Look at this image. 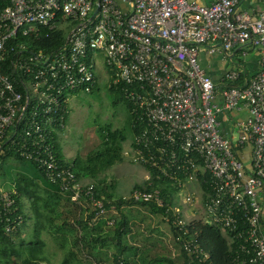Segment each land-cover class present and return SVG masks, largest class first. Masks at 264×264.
Here are the masks:
<instances>
[{"label": "built area", "instance_id": "1", "mask_svg": "<svg viewBox=\"0 0 264 264\" xmlns=\"http://www.w3.org/2000/svg\"><path fill=\"white\" fill-rule=\"evenodd\" d=\"M243 1L7 0L0 9V151L33 162L71 201L88 207L84 214L111 226L114 206L79 182L54 147L68 96L91 92L101 53L111 82L122 84L142 122L125 155L181 188L208 174L204 216L236 243L232 264H264V5L243 9ZM44 27L61 30L62 43L33 49L16 39L39 40ZM246 46L258 53L254 69ZM201 55L226 60L216 82ZM15 193L0 190V228L12 235L24 222ZM123 198L163 205L158 189ZM192 201L190 194L183 200ZM179 211L171 222L181 231L187 223ZM182 242L190 261L207 264L195 240Z\"/></svg>", "mask_w": 264, "mask_h": 264}, {"label": "trees", "instance_id": "2", "mask_svg": "<svg viewBox=\"0 0 264 264\" xmlns=\"http://www.w3.org/2000/svg\"><path fill=\"white\" fill-rule=\"evenodd\" d=\"M6 4L7 0H0V9ZM16 39L34 49L37 46L49 48L57 46L62 43L64 38L61 30L54 29L49 31L44 27L40 28L39 40L34 39L33 34L29 36L18 34ZM111 74L112 71L108 70V86L111 90L121 93L125 100L129 117H131L132 141L134 135L139 132L142 122L136 119V116L131 112L132 104L124 97L121 90L122 84H113L111 82ZM95 84L96 82L93 87ZM67 117L68 106L64 115V128ZM61 132L58 135H54L55 153L60 163L70 165L78 181L81 176L92 179L91 185L95 195L104 200L107 208L114 206L120 215L116 217L115 215H108V217L114 219V223L111 226H107L104 219L92 220L93 212L87 213V215L84 214L89 210L88 207L84 208L71 201L66 193L60 191L58 185L46 179L43 172L33 162L19 157L12 151L3 149L0 151V158L13 156L21 164L31 166V172L26 169L27 167L24 170L18 169L15 171L10 189L16 191L13 197L15 198L16 206L23 214L24 220L31 218V214L34 216L33 233L37 235V238L29 241H17L14 238L20 228L13 235L6 233L0 228V264H37L38 262L54 264L45 252V240L38 238V235L42 232L45 234L49 233L59 249L65 251L61 260L56 264H84L86 261L89 264H97L98 262H103L101 260L104 253L100 249L108 245H111L114 250L111 261L106 264H128L127 252L131 251L133 247L123 243V238L128 230V222L126 215L121 211V207L134 204H140L152 213L162 215L172 231L173 240L179 247L185 264L201 263L190 261L183 248L182 240L184 238L195 240L208 253L207 264H232L231 257L236 248V243L230 242V233L228 231L208 222V220L186 221L187 224L181 231H178L177 227L172 224L171 221L174 218L176 208L174 206V197L181 189L176 182L164 177H157L156 171L146 168L150 177L145 179L142 184L135 186L131 192L134 189H158L159 196L163 201L162 206L156 205L153 201H134L132 199H124L123 196L115 197L111 193L112 184L110 182L106 184L105 181L95 178V175L89 170L87 162L90 161V155H87V158L83 161V168L78 169L76 168L75 160H69L61 153L58 148V139ZM102 136L104 142L111 145L108 150L114 148L115 153L117 152L108 162L112 163L125 155V152L122 153L120 145L121 140L125 139L123 132L105 129L102 130ZM197 180L203 190L201 196L204 202L206 193L210 190L209 175L204 173ZM25 203L27 206H25ZM25 210H27V213ZM179 214L184 218L181 211H179ZM167 260L173 262L172 259Z\"/></svg>", "mask_w": 264, "mask_h": 264}, {"label": "rangeland", "instance_id": "3", "mask_svg": "<svg viewBox=\"0 0 264 264\" xmlns=\"http://www.w3.org/2000/svg\"><path fill=\"white\" fill-rule=\"evenodd\" d=\"M250 50L253 49L249 46L244 47V51L247 52L245 60L249 61L253 55L254 52ZM99 61L96 64V84L91 92L78 91L68 96V117L66 126L59 135L58 148L69 160H75L78 169L83 168V161L87 155H90L87 166L95 178L105 181L106 184L110 182L111 193L115 197L125 196L129 195L135 186L142 184L148 173L145 167L132 162L125 155L112 163L108 162L117 152L115 153L114 148L108 150L111 145L104 142L102 130L123 132L125 139L120 142L123 153L128 151L132 127L131 117L121 93L111 90L108 86L109 75L101 53H99ZM26 165L21 164L13 156L0 158V190H10L16 170H24L27 167L26 169L31 172V166ZM202 193V187L198 181H194L175 194L174 206L180 209L187 222L207 220L203 212ZM187 194L193 196L191 204L183 202ZM25 211L27 213V210ZM121 211L126 215L128 222L123 243L133 247L127 252L128 264H185L179 247L173 240L172 231L162 215L152 213L140 204L121 207ZM109 214L115 217L120 215L115 208L110 210ZM30 223L28 218L27 225ZM27 234L24 237L27 240L37 238L32 231H28ZM42 234L43 232L38 238L45 240L46 254L52 263H58L65 251L59 249L48 235L42 237ZM100 250L104 253L101 260L103 262L97 264L109 263L114 248L108 245ZM167 259H172L173 262ZM84 264L89 263L86 261Z\"/></svg>", "mask_w": 264, "mask_h": 264}, {"label": "crops", "instance_id": "4", "mask_svg": "<svg viewBox=\"0 0 264 264\" xmlns=\"http://www.w3.org/2000/svg\"><path fill=\"white\" fill-rule=\"evenodd\" d=\"M263 5H264V0H244L240 4V7L243 8V9H251L253 7H261ZM250 51H252V53L253 52L254 53L249 58V61L248 60H246V61H247L248 67L254 69L256 67V64H257L258 53L256 51H254V50H250ZM201 61H202V64H205L204 65L205 69L207 70L208 74L212 77V79L215 82L218 80L219 75H221L224 72V70L226 69V66H227L226 60H224L221 57V55H214V56L209 57V58H204V56L201 55ZM244 112H234V113H232V115H234V116H243V114H245ZM218 118L221 120V125H222L223 129H226V122L224 120V118H225L224 115L222 113H218ZM146 177H145V179H146ZM89 180H91V179H89L88 177H81V179H79V181L82 184H92V180H91V182H89ZM31 216L32 217L29 218L30 221H31L30 225H27V219L24 220L22 226L20 227V229L16 233V236L14 238L15 240H17V241L27 240L24 237L26 235H28L27 234L28 231H32L33 232L34 220L35 219H34V216L32 214H31ZM44 235H48L50 237L51 241L53 240L52 236L49 233H46V234L43 233L42 237ZM27 241H29V240H27Z\"/></svg>", "mask_w": 264, "mask_h": 264}]
</instances>
